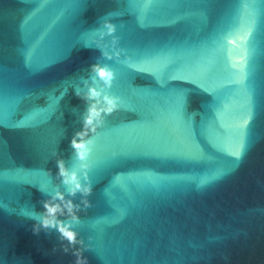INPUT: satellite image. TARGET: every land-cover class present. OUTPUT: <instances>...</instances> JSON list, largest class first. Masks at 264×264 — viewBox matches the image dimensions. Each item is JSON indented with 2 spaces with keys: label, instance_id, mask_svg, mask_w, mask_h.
<instances>
[{
  "label": "water",
  "instance_id": "obj_1",
  "mask_svg": "<svg viewBox=\"0 0 264 264\" xmlns=\"http://www.w3.org/2000/svg\"><path fill=\"white\" fill-rule=\"evenodd\" d=\"M94 63L119 100L90 133L85 209L56 160L80 174ZM57 186L87 264H264V0H0V264H73L33 231Z\"/></svg>",
  "mask_w": 264,
  "mask_h": 264
},
{
  "label": "clouds",
  "instance_id": "obj_2",
  "mask_svg": "<svg viewBox=\"0 0 264 264\" xmlns=\"http://www.w3.org/2000/svg\"><path fill=\"white\" fill-rule=\"evenodd\" d=\"M98 31L101 39L104 36H109L112 40V51L108 52L101 49L102 55L109 59L112 57L118 58L122 50L116 47L115 24L111 20L103 18L100 20ZM91 39L94 41L95 36L93 35ZM97 46L99 47V45ZM90 71L95 73L100 86L86 83L87 90L85 92H81L79 88L74 90L75 95L86 103V109L81 118L82 127L75 131L70 139V145L73 149L74 158L78 162L80 174L78 175L75 169L67 167L62 158L56 160L57 176L64 185L68 186V196H75L79 192L85 209L90 206L87 197L92 191L87 171L89 165L86 162L91 152L90 146L93 143L90 133H95L97 128L102 125L104 118L118 107L119 100L118 97L110 95L106 91V89L110 88L114 78L112 69L108 65L94 63L90 66ZM81 176L83 177V182H81ZM41 203L43 211L35 213L33 231L38 233L41 229H55L59 234V238L67 241V246L61 245L63 251L68 252L69 246L72 247V255L75 257L73 264H87V258L82 255V252L88 246L84 244L82 239H78L77 231L73 227L74 222H79L77 211L80 210V204H74L71 199H66L58 186ZM61 216L66 218L60 219L59 217Z\"/></svg>",
  "mask_w": 264,
  "mask_h": 264
},
{
  "label": "snow or ice",
  "instance_id": "obj_3",
  "mask_svg": "<svg viewBox=\"0 0 264 264\" xmlns=\"http://www.w3.org/2000/svg\"><path fill=\"white\" fill-rule=\"evenodd\" d=\"M237 155H238V156L242 155V152H241V153H238Z\"/></svg>",
  "mask_w": 264,
  "mask_h": 264
}]
</instances>
